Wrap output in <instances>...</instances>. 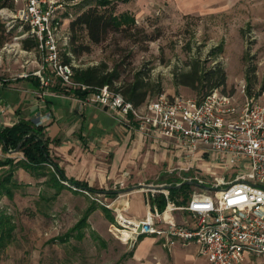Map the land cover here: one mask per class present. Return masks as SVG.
<instances>
[{
    "label": "rangeland",
    "instance_id": "rangeland-1",
    "mask_svg": "<svg viewBox=\"0 0 264 264\" xmlns=\"http://www.w3.org/2000/svg\"><path fill=\"white\" fill-rule=\"evenodd\" d=\"M51 2L61 25L57 34L60 62L69 58L72 68L104 65L109 71L118 70L119 81L131 82L138 77L153 89L148 102L160 95L200 102L211 83L202 79L190 89L180 84L181 76L190 67L200 72L220 70L224 83L216 90L232 98L234 117L239 116L245 103L264 98V0H112L116 17L127 14L132 18L131 29L126 33L111 31L97 45H89L82 37L76 44L88 45L89 50L78 55L70 50V35L67 45L63 38L69 34L70 22L86 10L84 5L93 7L97 0ZM22 8L15 0H6V6L0 8V109H9L4 116L6 124L14 121L10 112L14 114L20 95L41 100L59 85L51 69L41 71L50 80L47 87L37 89L23 77L39 79L34 74L41 70L42 56L37 46L22 48L21 41H35L26 35L27 27L19 19ZM60 87L72 88L69 84ZM7 91L10 96L4 94ZM30 100L22 104L21 115L30 117ZM4 127L10 126L0 128ZM212 157L204 159L210 161ZM6 159H12L13 164L0 167V176L11 170L16 187L11 198L0 195V214L10 217L13 225L0 249V264H194L175 254L171 258L164 249L160 252L162 244L158 242L147 248L140 240H119L110 232L115 216V209L107 208L111 204L98 193L86 194L84 189L64 181H60L63 188H55L50 182V165L38 175L15 166L24 160L21 153L5 156L0 150V162ZM235 172L218 174L229 181ZM201 179L212 181L208 176ZM169 183L165 186H176ZM173 190H169L171 203L186 205L190 188L177 193ZM132 200L137 207L142 206L141 195L136 194ZM155 203L160 211L165 205L159 196ZM83 217L85 225L74 229Z\"/></svg>",
    "mask_w": 264,
    "mask_h": 264
},
{
    "label": "built area",
    "instance_id": "built-area-1",
    "mask_svg": "<svg viewBox=\"0 0 264 264\" xmlns=\"http://www.w3.org/2000/svg\"><path fill=\"white\" fill-rule=\"evenodd\" d=\"M15 1L23 6L18 16L27 27L26 35L35 40L42 56L41 70L34 74L41 88L50 82L41 71L51 69L62 84L85 90V86L72 83V66L60 62L57 34L61 25L51 0ZM68 40L69 34H65L64 45ZM84 104L117 113L120 121L134 122L145 135L156 134L174 142L187 158L199 155L201 159L208 153L223 155L229 158L223 164L225 170H231L242 159L248 162L247 170L237 172L229 181L213 174L209 183L197 177L186 178L184 183L196 182L199 186H191L189 200L183 206L171 203L169 190H160L165 185L138 187L136 190L144 193L149 202L145 215L133 219L115 209L114 223L110 225L115 237L123 242L150 237L168 249L193 245L204 264H264V98L245 103L237 117L232 98L217 90L200 102L170 100L160 95L136 108L120 93L103 86L90 93ZM8 112L9 109H0V127L17 122L5 123ZM41 123L39 119L37 124ZM157 196L165 202L161 211L155 203ZM176 211L183 213L186 220L177 222L173 217Z\"/></svg>",
    "mask_w": 264,
    "mask_h": 264
},
{
    "label": "crops",
    "instance_id": "crops-1",
    "mask_svg": "<svg viewBox=\"0 0 264 264\" xmlns=\"http://www.w3.org/2000/svg\"><path fill=\"white\" fill-rule=\"evenodd\" d=\"M88 7L90 6L84 5L85 9ZM29 88L34 91L33 87ZM59 91L60 87L56 85L43 99L33 101L20 95L15 115L12 114L13 122L19 119L37 122L41 119L42 134L48 142L49 156L64 176L86 184L102 195L112 209L122 210L123 215L128 218H143L149 204L146 195L135 188L149 184L165 185L169 183L167 179L171 180L169 184L179 186L184 184L186 178H205L211 177V174L222 176L218 171H230L223 167L229 161L226 156L208 153L201 159H198L199 155L187 158L182 150L174 146V142L156 134L145 135L138 131L134 122L126 124L120 121L117 113L84 104L86 98L80 99ZM4 94L10 96L9 91ZM28 100L30 117L20 113L24 110L22 104L25 101L27 104ZM211 154L213 157L210 161L204 159H209ZM247 165V160L242 159L235 162L231 170L235 169V174L244 172ZM136 194L141 195L140 207L132 200ZM173 217L177 222L186 220L185 215L178 211L173 213ZM138 240L147 248L152 247L155 242L161 244L150 237H140ZM162 247L159 246V251L164 249L171 254V258L175 254L194 264L199 261L204 264L193 245H178L170 249ZM181 248L186 251H180ZM144 254L143 252L141 256Z\"/></svg>",
    "mask_w": 264,
    "mask_h": 264
},
{
    "label": "trees",
    "instance_id": "trees-1",
    "mask_svg": "<svg viewBox=\"0 0 264 264\" xmlns=\"http://www.w3.org/2000/svg\"><path fill=\"white\" fill-rule=\"evenodd\" d=\"M6 6V0H0V8ZM114 8L112 3L108 0H97L95 6L88 7L85 11L81 12L69 24L70 35V50L74 55H78L89 50V46L85 44H76L82 37L87 40L89 45H97L103 42L107 34L111 31L128 32L131 29L130 22L132 18L127 14H122L119 17L114 15ZM2 44V43H0ZM22 48L30 50L37 46L36 42L32 40L21 41ZM65 63L69 64V58L65 59ZM119 72L117 69L109 71L106 66H91L87 68H72V83L75 85L85 86V90L77 87L69 89L61 88L62 81L59 80V92L72 94L73 96L84 99L90 93L96 91L103 86H108L114 92L120 93L123 98L130 102L134 107H140L148 102L150 94H154L153 89L138 77H135L131 82L119 81ZM35 88H40V82L37 78H26ZM204 79L211 84L208 86L209 92L216 90L217 87L222 86L224 83V74L220 70L213 72H200L196 67H190L189 72L181 76L180 84L190 89H194V84L201 82ZM118 83V86H114ZM156 94V93H155ZM158 94V93H157ZM205 95V96H206ZM43 126L38 125L37 122L26 121L19 119L14 125L10 127L0 128V150L2 153H9L18 147L19 143L24 137H29L23 141L19 147L18 153L23 155L24 160L16 162L15 166L20 167L28 172L41 174L45 167L50 165L52 172L50 173L51 185L57 189L64 186L60 181L67 182L69 185L78 189H84L91 193H97L95 190L90 189L86 184L67 179L58 166L51 160L48 151V142L42 134ZM13 164L12 159H6L0 162V167ZM16 187L13 180L11 170L0 176V195H5L9 198L12 197V190ZM191 188L189 185L183 184L179 189H174L173 192L177 193L184 188ZM170 195V192H169ZM161 197L162 201L163 197ZM157 200V197H156ZM164 208V207H163ZM163 210V209H162ZM10 217L0 214V249L6 244V240L10 237L13 225L10 224ZM86 223V218L83 217L74 229H81Z\"/></svg>",
    "mask_w": 264,
    "mask_h": 264
},
{
    "label": "water",
    "instance_id": "water-1",
    "mask_svg": "<svg viewBox=\"0 0 264 264\" xmlns=\"http://www.w3.org/2000/svg\"><path fill=\"white\" fill-rule=\"evenodd\" d=\"M28 137H29V135H27L26 137H24V138L22 139V141L19 143V145H18V147L16 148V150L12 151L11 153H18V150H19V147H20L21 143H22L23 141H25ZM184 184L189 185V186H193V187H198V186H199L196 182H186V183H184ZM182 185H183V184H180L179 186H175V187H172V186H163V187L160 188V190H171V189H173V188H174V189H178V188H180ZM141 187H145V186H141ZM135 189H138V188H135Z\"/></svg>",
    "mask_w": 264,
    "mask_h": 264
},
{
    "label": "bare ground",
    "instance_id": "bare-ground-1",
    "mask_svg": "<svg viewBox=\"0 0 264 264\" xmlns=\"http://www.w3.org/2000/svg\"><path fill=\"white\" fill-rule=\"evenodd\" d=\"M125 235V237H126V234H124Z\"/></svg>",
    "mask_w": 264,
    "mask_h": 264
}]
</instances>
